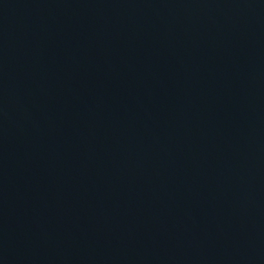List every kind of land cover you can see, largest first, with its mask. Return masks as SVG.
<instances>
[{
    "label": "water",
    "instance_id": "water-1",
    "mask_svg": "<svg viewBox=\"0 0 264 264\" xmlns=\"http://www.w3.org/2000/svg\"><path fill=\"white\" fill-rule=\"evenodd\" d=\"M0 264H264V0H0Z\"/></svg>",
    "mask_w": 264,
    "mask_h": 264
}]
</instances>
